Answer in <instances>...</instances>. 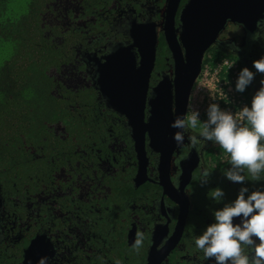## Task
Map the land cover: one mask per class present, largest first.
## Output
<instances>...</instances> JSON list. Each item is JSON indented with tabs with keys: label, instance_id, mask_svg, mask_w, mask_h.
Segmentation results:
<instances>
[{
	"label": "flooded vegetation",
	"instance_id": "1",
	"mask_svg": "<svg viewBox=\"0 0 264 264\" xmlns=\"http://www.w3.org/2000/svg\"><path fill=\"white\" fill-rule=\"evenodd\" d=\"M186 1L179 0L174 11L176 36ZM260 3L259 14L247 22L226 20L208 48L230 56L239 71L248 67L255 73L252 62L264 56V0ZM66 4L63 16L44 36L52 62L46 71L49 92L62 101L56 107L67 121L47 123L49 140L44 145L35 142L34 163L22 169L24 178L0 181V264H39L42 259L45 264H146L150 248L160 250L155 264H215L205 259L195 239L215 222L214 211L229 203L225 196L231 181L224 172L231 166L215 163L226 154L218 144L203 141L198 127L185 133L166 167L159 166V152L148 145L144 131L140 168L128 117L116 110L129 109V97L117 95L112 104L105 93L106 88L117 93L136 86L147 123L157 85L169 79L173 84L166 0ZM153 31L154 61L146 77L140 52ZM139 72L138 78H127ZM262 81L264 75L256 73L244 92L253 96ZM171 93L174 113L173 86ZM189 105L190 99L186 117ZM203 122L199 119V124ZM191 134L200 140L196 148L190 145ZM188 165L191 174L184 184ZM204 168L212 174L202 185ZM216 187L225 194L220 201L211 198ZM138 232L144 234L139 253L133 248ZM245 251L251 254L246 246Z\"/></svg>",
	"mask_w": 264,
	"mask_h": 264
},
{
	"label": "trees",
	"instance_id": "2",
	"mask_svg": "<svg viewBox=\"0 0 264 264\" xmlns=\"http://www.w3.org/2000/svg\"><path fill=\"white\" fill-rule=\"evenodd\" d=\"M13 1L0 0V181L7 177L17 182L26 176L22 169L34 163L31 158L35 142L44 145L49 140L47 123L67 121L56 107L62 101L49 92L50 77L46 71L52 62L44 33L53 29L63 16L68 0H22L16 9L11 7ZM223 58L231 59L210 48L202 67L214 66ZM241 94L250 107L252 96ZM261 144L264 145V140ZM217 148L226 155L215 159L216 166H231L229 154L219 145ZM243 174L246 177L243 185L231 182L225 196L229 203L241 187H247L249 193L264 191V172L260 180H252L246 169Z\"/></svg>",
	"mask_w": 264,
	"mask_h": 264
},
{
	"label": "clouds",
	"instance_id": "3",
	"mask_svg": "<svg viewBox=\"0 0 264 264\" xmlns=\"http://www.w3.org/2000/svg\"><path fill=\"white\" fill-rule=\"evenodd\" d=\"M236 50L239 51L238 46ZM252 65L255 73L248 67L239 71L235 91L244 92L256 73L264 75V56L254 60ZM261 85L252 96L250 107L244 105L236 114L211 103L206 110L207 120L202 124H199L198 110H193L186 118L175 117L170 125L178 129L173 135L174 141L183 144L185 133L199 127V137L203 141L214 142L229 154L231 167L224 172L227 180L243 185L245 169L252 180H260L264 172V145L261 144L264 140V81ZM188 139L193 148L200 144L196 134L189 135ZM211 174L208 168L202 170V185L208 182ZM224 195L223 190L216 187L211 198L220 201ZM214 218L215 222L207 225L195 239V245L203 251L205 259L215 260V264H264V191L249 193L247 187H241L234 201L214 211ZM235 218H239L240 223H234ZM143 241L144 234L138 232L133 245L137 253L143 247ZM245 246L251 249V254L245 251ZM39 264H45V261L42 259Z\"/></svg>",
	"mask_w": 264,
	"mask_h": 264
},
{
	"label": "water",
	"instance_id": "4",
	"mask_svg": "<svg viewBox=\"0 0 264 264\" xmlns=\"http://www.w3.org/2000/svg\"><path fill=\"white\" fill-rule=\"evenodd\" d=\"M178 2L179 0H166L165 36L173 58V84H170L169 79L166 83L157 85L155 96L150 100L148 122H143L142 102L139 101L136 86L130 85L126 90H118L117 93L111 89L108 91L105 86L107 91L105 93L111 97L110 103L112 104L116 101L117 95L126 93L124 95L129 97L126 102L131 107L122 111L116 110L124 112L128 117L131 126L130 134L135 143L140 168L144 161V131L148 132V145L152 150L159 152V166L166 167L171 152L177 145L173 135L178 129L170 125L175 117H186L191 91L201 72L205 51L210 47L226 20L245 23L248 19H252L251 16L259 14L261 6V0H187L180 13L181 27L176 36L173 30V16ZM155 43V32H148V40L142 44L140 52L142 55L140 63L142 67L140 68L143 69L146 77L152 69ZM140 74L141 72L139 74L130 73L127 78L134 80ZM116 78L112 77L114 81ZM172 86L174 88V113L170 108ZM135 96H137L136 102ZM191 167L192 165H188L184 169L187 175L184 184L190 177ZM159 251H153V248H150L146 264L158 263Z\"/></svg>",
	"mask_w": 264,
	"mask_h": 264
},
{
	"label": "built area",
	"instance_id": "5",
	"mask_svg": "<svg viewBox=\"0 0 264 264\" xmlns=\"http://www.w3.org/2000/svg\"><path fill=\"white\" fill-rule=\"evenodd\" d=\"M239 73L236 62L223 58L214 66L205 64L195 81L190 97L196 104L189 105V116L194 107L200 113V120H207L206 110L211 103L219 104L222 110L238 113L246 101L241 92L235 91V83ZM190 99V100H191Z\"/></svg>",
	"mask_w": 264,
	"mask_h": 264
},
{
	"label": "rangeland",
	"instance_id": "6",
	"mask_svg": "<svg viewBox=\"0 0 264 264\" xmlns=\"http://www.w3.org/2000/svg\"><path fill=\"white\" fill-rule=\"evenodd\" d=\"M21 1L22 0H14L13 2H12V4H11V7H13L14 9H16L17 8V6L21 3ZM0 57H1V55H0ZM191 97H193V95L191 96ZM191 99V98H190ZM196 99H194L193 100V98L190 100V104H192V106H194L195 104H196V101H195ZM196 108L194 107L193 109H191V114H192V112H193V110H195Z\"/></svg>",
	"mask_w": 264,
	"mask_h": 264
}]
</instances>
